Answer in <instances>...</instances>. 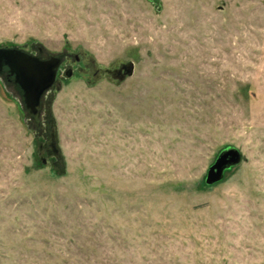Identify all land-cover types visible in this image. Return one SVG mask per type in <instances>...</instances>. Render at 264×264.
<instances>
[{
	"label": "rangeland",
	"instance_id": "obj_1",
	"mask_svg": "<svg viewBox=\"0 0 264 264\" xmlns=\"http://www.w3.org/2000/svg\"><path fill=\"white\" fill-rule=\"evenodd\" d=\"M5 46L133 72L42 94L59 159L0 78V264H264V0H0Z\"/></svg>",
	"mask_w": 264,
	"mask_h": 264
},
{
	"label": "water",
	"instance_id": "obj_2",
	"mask_svg": "<svg viewBox=\"0 0 264 264\" xmlns=\"http://www.w3.org/2000/svg\"><path fill=\"white\" fill-rule=\"evenodd\" d=\"M158 4L159 0H150ZM0 64L7 65L10 72L14 74L15 82L21 89L23 105L34 120L37 121L40 113L41 96L48 88L52 87L56 80V73L60 64V56L49 54L45 59L29 54L15 47H0ZM101 74L104 72L114 78L122 80L133 72V62H120L117 68L100 67ZM65 76H70L67 73ZM45 140V151L47 155H54L56 159L61 157L56 137V125L52 118ZM241 159V153L235 146L227 145L216 155L213 163L207 169L204 182L208 185L220 181L226 170L237 165ZM45 162L44 158H41Z\"/></svg>",
	"mask_w": 264,
	"mask_h": 264
},
{
	"label": "flooded vegetation",
	"instance_id": "obj_3",
	"mask_svg": "<svg viewBox=\"0 0 264 264\" xmlns=\"http://www.w3.org/2000/svg\"><path fill=\"white\" fill-rule=\"evenodd\" d=\"M5 47H8V46H5ZM15 48H17V47H15ZM18 49H20V48H18ZM21 50H23V49H21ZM23 51H25V50H23ZM25 52L32 54V55L39 56L40 58H43V59H45L49 56V54L44 56V54L41 52V48L39 46H37L36 48L31 47L29 51H25ZM56 55L60 56V64H59L58 69H57L55 83L58 81L59 75L65 76L67 73H70V75H71L73 72H78L82 76H89V77H92L93 79H96L98 77V75L101 74V72L99 71L100 67L95 65L94 62L92 61V59L89 57V55H87L81 49H79L77 52H73V53H59ZM117 67H113L111 69H114ZM103 74H106V73L104 72ZM0 78L2 79L4 84L12 85L13 87L17 88L19 91V95L21 97L22 91H21L20 87L18 86V84L15 82L14 74L12 72H10L7 65L0 64ZM30 118L32 119L33 123L36 125L37 129H39V133L40 134L42 133L41 135L46 140L47 135H48L47 132H48L49 121L45 123L46 124L45 128H47V129L44 132V131H41V127H40V122H41L40 113H39V117H38L37 121L34 120L31 116H30ZM41 148L45 149V145L44 146L41 145Z\"/></svg>",
	"mask_w": 264,
	"mask_h": 264
}]
</instances>
